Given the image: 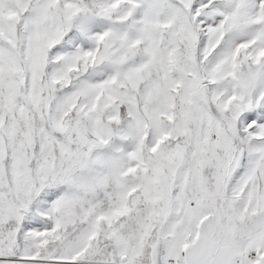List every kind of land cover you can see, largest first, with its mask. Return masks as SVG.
Returning <instances> with one entry per match:
<instances>
[{
    "label": "snow or ice",
    "instance_id": "6c2138e0",
    "mask_svg": "<svg viewBox=\"0 0 264 264\" xmlns=\"http://www.w3.org/2000/svg\"><path fill=\"white\" fill-rule=\"evenodd\" d=\"M0 264H264V0H0Z\"/></svg>",
    "mask_w": 264,
    "mask_h": 264
}]
</instances>
